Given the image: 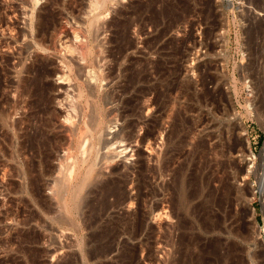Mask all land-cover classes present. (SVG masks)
Returning a JSON list of instances; mask_svg holds the SVG:
<instances>
[{
  "label": "rangeland",
  "instance_id": "374dc122",
  "mask_svg": "<svg viewBox=\"0 0 264 264\" xmlns=\"http://www.w3.org/2000/svg\"><path fill=\"white\" fill-rule=\"evenodd\" d=\"M27 1L0 0V264H239L240 260L244 261L241 264H264V195L258 191L260 183L264 186V0H114L110 4L111 10L102 18L100 45L106 52L113 50L120 26L129 22L126 34L131 48L125 55H118L116 50L113 56L105 53L108 60L103 62L104 69L107 72L118 63L120 84L129 69L130 73L146 69L149 77L145 81L139 76L142 79L135 88L123 96L114 90L116 83L108 92L121 102L138 99L134 105L139 116L130 118L137 121L136 137L144 135L148 118L159 117L160 128L157 141L151 144L156 153L149 149V142L141 144L139 138L130 143L127 154L116 159L120 172L126 171V165L133 169L127 187L131 202L115 207L114 197L108 196L103 202L105 198L97 194L101 200L92 197L93 209L89 207V214L80 221H66L68 217L54 202L47 204L54 213L49 219L32 203L31 196L18 189L23 182L20 169L24 168L19 156L22 115L26 122L23 127L30 134L25 138L24 170L28 171L33 151H37L41 154L37 173L50 171L51 180L60 177L69 162H65L64 154L77 148L66 135L58 136L60 153L45 165L46 154L53 151V144H44L51 135L45 126L48 108L57 104L49 101L57 93L56 75L37 80L36 106L30 105L29 96L19 99L18 79L32 77L26 68L35 52L29 37L31 5ZM86 2L76 4L74 12L68 11V6L61 9L65 18L71 23L87 19L80 11ZM46 5V0H40L36 12ZM121 102L112 107L121 108ZM176 114L181 115L180 138L184 142L173 152L165 175L154 178L150 174L152 185L143 190L145 198L140 197L135 189L140 179L138 162L144 161L146 172L162 168L158 157H163L169 147L167 134ZM116 126V130L122 129L124 121ZM200 140L206 147L198 152L195 147ZM28 141L34 142L30 145ZM33 145L37 150L30 149ZM62 160L64 164L58 163ZM182 165L190 191L202 183L191 203L192 214L182 211L173 180ZM49 176L39 181L42 196L48 191L41 182L51 181ZM139 198H143L141 203ZM123 212L130 214L131 221H116L123 215L125 218ZM229 228L236 237H227ZM219 242L222 246L215 250ZM248 249L262 256L245 260L242 253Z\"/></svg>",
  "mask_w": 264,
  "mask_h": 264
},
{
  "label": "bare ground",
  "instance_id": "6f19581e",
  "mask_svg": "<svg viewBox=\"0 0 264 264\" xmlns=\"http://www.w3.org/2000/svg\"><path fill=\"white\" fill-rule=\"evenodd\" d=\"M82 1H87L86 2L87 6L85 7V9L82 6L83 9L80 10L81 12H84V15L87 16V19H84L83 21H81L80 19L79 20L75 19V23H71L70 21H68L69 19L67 20V18H65L63 10H65L67 6H68L67 8L68 11L75 9L76 4L79 5V2H81V0H46L47 5L44 8L38 10L37 12H36V9H37L36 7L39 4L40 0H28L27 1L31 5V15L28 16L30 17L29 18L30 19L29 20L30 21V25H29L30 31L29 32H31L29 37L32 38L31 40L32 45H33L32 47L35 49V52L31 54L32 63L30 67L26 68V73L29 74V77L31 75L32 77H30L29 79L23 78L22 80L20 78L18 79L20 80V82L17 83L18 84L17 93L20 97L18 98L21 100L29 96L32 99L30 101V105L33 106L34 103L36 102V101L34 102V97H36V94H37L36 89H38L37 87H39V84H38L39 82H37V80L44 78L45 76H49V75H56L57 77L54 88L58 94L57 93L54 94V96H52V98L49 99V101H51V104H55V103L57 104L51 105V107L48 108L49 115L45 123V126L47 129H49V131L51 132L50 133L51 135L47 136L46 142L44 145L46 146V144L48 143H49L48 145L53 144V151L51 150L50 152L49 150V153L46 154V158H45L46 164L45 162H42V163H44L45 165H47L48 163H51V161L55 157L58 156L57 154L60 153L59 148H58L59 145L56 144L59 141L58 136L60 135H64V136L66 135V137H69L70 139L69 141H72L74 144L77 145L76 151L74 150L75 148L73 150L72 149L70 150L69 149L70 146L68 147L69 150H67V155L66 153L64 155L66 156V159H67L65 160V162L66 161H69V162H67L68 164L67 167H64L65 171H62L64 173L60 172L61 174L60 177L56 176L57 178H54L51 180V177L53 178V176L51 175L50 171L45 173L47 176H49V174L51 175V177L49 176L51 181L49 180L48 182L46 181L44 185H43V182H41L43 189H46L48 191L47 195L42 196L41 195L42 193H40L41 186L39 187L38 184L42 176L47 178L45 174L42 175V173H44L45 172L44 170L46 169L40 170V171H44L42 173L40 172L37 173L38 172L37 168L39 165H41L40 164L41 162L40 161L38 162L37 158H39L38 155H41V154L37 151H33L34 156L33 157L31 156L33 163L29 166L28 171H26L27 166L25 165L26 162L24 160V156L26 153L25 147L27 146V145L25 146V141L27 142V140H25V138L29 136L30 134L27 135L25 131L27 130V128L25 129L23 127L24 123L26 122H25V117L22 115L23 118H21V123H22L21 130L19 129L20 130L19 136L22 140L20 143L19 156H20V159H22L20 160L21 165L23 164L21 168L22 167L24 168L23 170L20 169V174H21L20 177L23 182L21 181L22 185H20L21 187L19 186L18 189L21 191L20 193L28 194L29 196H31V199L33 200L32 203H35L34 205H36L39 208V211L44 212L45 216H48V218L54 214L48 210L49 203L54 202L56 203L57 206L59 205V208L66 216V219L68 217V219L67 220L64 219V221L65 220L66 221H69V220L70 221H80L81 219L83 220V218L81 217L87 216L89 214V211L91 210V209L88 210V208L89 207L92 208V206L94 205L93 204L94 201H92L91 198L98 196L97 194H99V196L102 195L101 196L102 199L105 198L103 199V202L104 200L107 199L108 196L114 197L115 200H114V203L112 204L115 207H124V205H127L128 202L130 203L131 198L128 193L127 187L130 184V169L131 168L127 167L126 165L125 166L126 171L120 172L121 169L118 167L119 162L116 159L118 157H121L124 154H127L129 147H130V143H132V141L135 139L139 140V138H140L141 144L149 142L148 143L149 149H152L153 151H155L154 150L155 148L153 149L151 147V144L152 142L157 141L156 135L160 128V124L158 122L159 117L158 118L152 117L153 119H150V120L148 118V120L146 121L147 129L144 135L141 137L140 136L136 137L135 133H136L137 121L130 120L131 117L134 118V116H139L137 115L138 106L134 105V101L136 97L134 101L128 98L127 100L125 99L126 101L121 102L122 100L118 99L116 94H114L113 92L112 93L108 92L109 91L108 88L111 87L112 84L116 83V86H115L116 88L114 87L115 89L114 88L113 89L116 90L117 93H121L123 96V94L129 93L131 89L135 88V84L138 81L139 76L143 77V79L141 78L142 80L148 81L149 73L146 72V69L139 73L138 72L130 73L129 72L130 69L129 71L126 69L125 72L127 71L128 72L125 75L123 74L124 75L123 77L125 79V82L123 84H120L117 82L119 81L118 80L119 76L118 77L116 76V68H117L118 63L116 64L114 63L113 67L107 68V72L104 69V66L106 67V65L105 64L103 65V62L108 60L105 53H109L110 55L113 56L114 50H116L115 53L117 52L118 55L119 54L125 55L128 52H130V48H131L130 42L128 41V38H127L128 35L126 34V31L128 30L129 22L128 23L125 22L122 26H120L119 28L120 30L117 34L118 36L116 35L118 37L117 38L118 43L116 44L113 50L110 49L109 51L106 52L103 50V47H101L100 44L102 43L99 40L102 35L101 23L103 22V19H102L103 15H105V13L111 10L110 4L114 2V0H82ZM26 10L27 9L25 8V11ZM36 13H37V20L35 21ZM119 13L121 17H123L122 16L123 14H121L120 11ZM74 15H71V16H74ZM25 36L27 37V35ZM110 43H111L110 45H113L112 44L113 42H110ZM38 53H41V55L43 54V57H40V58L36 57L37 56L36 54ZM23 54H24L23 52L20 53V55L22 56ZM52 54L56 56L54 57V58H57L56 60H53L54 59L53 57H52L53 59H51L50 56ZM116 56L117 55H115L114 57L116 58ZM116 59L119 60L118 57ZM18 63L21 64V62H18ZM21 65L23 66V62ZM22 70H23V67H22ZM158 70H159V67H158ZM161 70L162 69L160 68V71ZM105 82L107 83V87L104 86ZM44 85L45 84H43V86ZM141 93L145 94L144 91L143 92L141 91ZM136 101H138V99H136ZM21 102H24V101H21ZM116 102L123 103L122 104L123 106L121 108H116V107L113 108L112 105L115 104ZM35 106H36V103H35ZM149 109L150 107H148V110ZM160 112H162V109ZM32 115L34 116V114ZM177 116H176L174 124L172 125V130L170 131L169 134H167L168 135L167 146L169 147L165 150L164 156L162 155L163 157L161 156L158 157L159 163L162 166V168H160L159 170H155V169L151 170L150 168L147 167L150 170L147 169L148 171L146 172L144 170L145 169L144 161L140 160L138 162L141 168L140 174H139L140 179L138 180V183L135 189H137L138 192L140 193L138 194V196L140 197H144V195L142 194L143 190L147 189L148 187H150V185H152L150 184V181H149L150 174L154 175L155 176L154 178H156L157 176L163 175L164 172L166 174V171L169 169L168 167H170V164L173 161V158H172L173 152L175 153V151H178L177 149L184 142L183 139L180 138L182 121L179 119V117L181 115H177ZM140 119L142 118L140 117ZM120 121H124L125 126L122 129L116 130L118 128L116 124ZM34 131L37 134L38 130L36 129ZM159 136H162V133L159 134ZM28 139H30V137ZM35 140L36 139L34 138V141ZM32 142H29V144ZM35 145H33L32 147L30 146V149L31 150L36 149ZM204 146H205V141L200 140V142L195 147V151L199 152V150H201ZM63 161L64 160L59 161L58 163L60 162L63 163ZM24 165L26 166V170H24L25 169ZM184 169H185V165L184 166L182 165L177 171L176 175L174 173L175 179L173 180L175 181L174 183L176 184V187H177L176 189L179 193L177 194V196L181 204L182 211L188 214V213H191V203L195 195L198 192H200L201 190L200 186H202L201 185L202 183L201 182L199 183L200 186H198L199 185L198 183L195 184L194 190L191 189L190 191L188 189L189 181L185 179L186 176H184L185 174H183ZM131 170L133 171V169ZM57 175L59 176V174ZM147 193L149 194V192H146V194ZM99 196H98V199L100 198ZM148 196H151V195L149 194ZM153 197H154V194H153ZM142 200L141 198H139L140 203L142 202ZM103 202H101V204ZM61 211L59 212L62 213ZM65 216H63L62 218H64ZM55 218H58V217H55ZM116 221H131L130 214L126 213L125 218L123 215L122 219H117ZM207 232H210V231L208 230ZM225 232L221 234L223 235L226 234L227 237L229 238H231L232 236L236 237L237 235L234 230H231V228H229V230ZM221 246L222 244L219 242V244L215 245V250H219ZM231 247L232 245L228 247L229 250ZM243 254L245 256H242V257L245 260H247L248 258L250 260H255L257 259V257L259 258V256H262L260 252L251 254L249 249L248 251L243 250L242 255ZM240 262L243 263L244 261L242 262L240 260ZM240 262L239 264H241Z\"/></svg>",
  "mask_w": 264,
  "mask_h": 264
},
{
  "label": "water",
  "instance_id": "95a60500",
  "mask_svg": "<svg viewBox=\"0 0 264 264\" xmlns=\"http://www.w3.org/2000/svg\"><path fill=\"white\" fill-rule=\"evenodd\" d=\"M262 154H264V150L262 151ZM260 195H264V186L262 184L259 185V189H258Z\"/></svg>",
  "mask_w": 264,
  "mask_h": 264
}]
</instances>
